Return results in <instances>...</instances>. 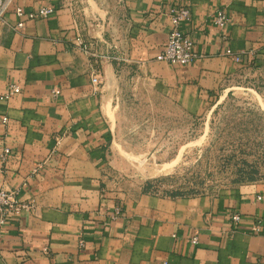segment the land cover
Masks as SVG:
<instances>
[{
	"label": "crops",
	"instance_id": "crops-1",
	"mask_svg": "<svg viewBox=\"0 0 264 264\" xmlns=\"http://www.w3.org/2000/svg\"><path fill=\"white\" fill-rule=\"evenodd\" d=\"M16 2L54 10L28 18L10 7L0 22V93L21 88L0 101V187L33 203L0 225V264H264V183L223 196H167L125 191L108 171L124 73L200 115L237 69L264 76V0ZM178 3L191 9L181 29L198 54L185 66L155 58ZM218 8L229 15L224 30L211 23Z\"/></svg>",
	"mask_w": 264,
	"mask_h": 264
},
{
	"label": "rangeland",
	"instance_id": "rangeland-1",
	"mask_svg": "<svg viewBox=\"0 0 264 264\" xmlns=\"http://www.w3.org/2000/svg\"><path fill=\"white\" fill-rule=\"evenodd\" d=\"M109 175L126 190L235 194L264 183V76L241 67L200 115L124 73L114 103Z\"/></svg>",
	"mask_w": 264,
	"mask_h": 264
},
{
	"label": "built area",
	"instance_id": "built-area-1",
	"mask_svg": "<svg viewBox=\"0 0 264 264\" xmlns=\"http://www.w3.org/2000/svg\"><path fill=\"white\" fill-rule=\"evenodd\" d=\"M12 7L13 11L18 17L26 16L28 18H38L48 16L54 9L50 6H42L31 11H25L23 7L16 2V0H0V22L4 20L7 10ZM170 29L167 34L164 45L159 49L155 58L158 61L170 65L185 66L191 63L196 57L197 52L194 50V39L192 35L181 29V24L188 21L191 18V9L189 5L178 3L174 5L169 12ZM229 15L224 8H218L215 10L211 17V23L220 30H224L229 24ZM23 22L18 20L13 28L22 27ZM74 43L79 46L83 51L90 52L89 45L80 36H76ZM243 52V51H241ZM225 54L233 56L235 61L240 60L238 54H234L230 48L225 50ZM20 86L16 83H10L7 89L0 93V101L9 99L20 91ZM60 93L58 87L52 89L53 96H57ZM6 118L3 117V120ZM10 149L4 147L1 153V157L4 158ZM39 165V164H37ZM17 189H7L0 187V225L3 224L13 214H18L20 210H30L33 207L32 202H24L18 199ZM120 212V207L115 208V213ZM240 213L232 212L230 214V221L233 228H236L240 221ZM255 229H260L259 221L255 224ZM197 237L193 236L191 242L195 243ZM158 264H169L168 260L163 258Z\"/></svg>",
	"mask_w": 264,
	"mask_h": 264
}]
</instances>
